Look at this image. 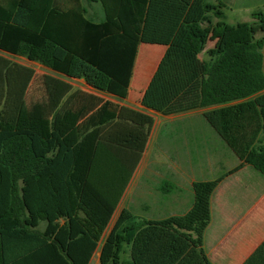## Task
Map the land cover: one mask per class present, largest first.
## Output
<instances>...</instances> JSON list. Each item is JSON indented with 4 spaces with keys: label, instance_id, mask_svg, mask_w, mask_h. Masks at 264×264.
Here are the masks:
<instances>
[{
    "label": "trees",
    "instance_id": "16d2710c",
    "mask_svg": "<svg viewBox=\"0 0 264 264\" xmlns=\"http://www.w3.org/2000/svg\"><path fill=\"white\" fill-rule=\"evenodd\" d=\"M85 1L100 2L104 19L88 17L83 0H0V264H90L100 245V264H213L203 248L212 194L246 164L264 175V9L231 24L213 0ZM140 44L165 48L145 112L12 58L125 100ZM212 106L203 119L239 164L195 180L186 212L139 218L123 208L104 236L147 150V111ZM167 127L162 144L180 142ZM158 189L171 191L166 181ZM242 264H264V240Z\"/></svg>",
    "mask_w": 264,
    "mask_h": 264
},
{
    "label": "crops",
    "instance_id": "0c3cea01",
    "mask_svg": "<svg viewBox=\"0 0 264 264\" xmlns=\"http://www.w3.org/2000/svg\"><path fill=\"white\" fill-rule=\"evenodd\" d=\"M213 2L224 3L223 0H213ZM99 15L101 16V9H99V14L97 16ZM100 16L98 18H100ZM101 20L103 19H100L99 21ZM164 51L165 48L163 46H160L159 51H147V58L141 60V64L138 69V80H143L144 85L140 88V92L136 95V97L133 98L131 96V91L132 82L136 71V63L138 60L137 56L134 65V73L130 82L129 96L125 100H120L109 94L100 93L94 90L91 86H89L83 79H71L61 73L44 67L38 62L29 61L24 57L18 58H24L28 62L39 66L42 69L41 71L33 67L31 64L22 63L34 68L38 76L47 74L56 78L63 79L73 85L75 89L94 93L112 101L120 102L122 105L128 106L132 109L145 112L140 103V98L153 72L155 71ZM40 72L42 73L41 75L39 74ZM35 85L36 87H39L40 83H36ZM35 85L33 86V88L35 87ZM129 98L130 104H127L126 101L129 100ZM216 107L217 106H212L209 107L207 110H211ZM147 113L154 117L155 123L157 117H159L160 120L163 119L164 125H168L170 128L176 130L178 128H182V120L188 117L187 113L189 112L166 116L151 111H147ZM201 119H203V116L201 117ZM185 128L189 130L190 133L196 131L195 136L199 132V130L197 131L196 126L185 125ZM202 129L204 130L201 131H205L209 134V141L213 144V147H211L210 150L213 159L216 162H214L213 166H207L212 167V169L214 170V172L212 173V177L204 178L201 180L215 179L223 173L232 170L239 164L240 161L238 159L237 162L234 163V165L230 167L225 166L224 163H222V159L225 155L222 140L216 135L215 132L205 127L203 122ZM188 136H190V134H188ZM188 141H190L188 142V144H190L191 138H189ZM190 147H188V145L183 146L182 141H169L168 143H165L162 147V152L166 156V159L162 162V168L165 171L164 175L160 177L158 185L160 186L162 181H166L169 184V189L171 190L170 192L160 191V193L166 200L173 196L176 201L183 200L181 197L182 189L177 184V181L175 179L176 172L173 170L205 167L204 164H199L198 158L195 156V152ZM219 170H222L223 172L220 173V175H216L219 173ZM194 181L195 180H192L190 183V205L184 212H186L192 204V183ZM184 212L175 214H182ZM171 215H174V213ZM167 216L169 215H165V217ZM45 225V222H42L40 224V229L43 230L45 228ZM263 240L264 175L254 169L252 166L246 164L239 170L227 175L212 194L211 220L204 232L203 248L208 259L213 264H242L263 242ZM95 253L92 259L94 258Z\"/></svg>",
    "mask_w": 264,
    "mask_h": 264
},
{
    "label": "rangeland",
    "instance_id": "374dc122",
    "mask_svg": "<svg viewBox=\"0 0 264 264\" xmlns=\"http://www.w3.org/2000/svg\"><path fill=\"white\" fill-rule=\"evenodd\" d=\"M225 3V13L227 15L226 21L231 24L238 22H253L252 13L257 10L264 9V0H223ZM84 4L88 10V17L92 18L95 21L104 19V12L100 2H94L88 4L83 0ZM99 9H101V16L99 14ZM263 36L262 32H258L256 37ZM213 46V42L208 43V47ZM162 48V47H161ZM160 46L151 45V44H140L138 50V60L136 63V71L134 79L132 82V97L135 98L136 95L140 92V88L144 85L143 80H138V69L141 64V60L147 58V51H159ZM163 49V48H162ZM262 54L264 56V47L262 49ZM202 57H205V55ZM15 61L20 63L31 64L33 67L41 71L42 69L36 64L28 62L24 58H13ZM264 70V65H263ZM42 74L41 72L39 73ZM127 104H130V98L126 101ZM208 108L198 109L190 111L187 113L188 117L182 120V128L176 130L167 127L163 129V136L174 135L177 139L182 141L183 146L188 145L195 152V156L198 158L199 164H204L205 167H198L192 169H177L173 170L176 172V181L179 187L182 189V199L175 200L174 196L169 199H164L163 195L158 189L159 179L164 175V169L162 168V162L166 159L165 154L162 152V147L165 144H162L159 140V132L161 126L164 125L163 119L157 117L156 123L152 130L150 141L145 152L144 158L139 165L131 185H129L113 219L110 223L108 229L105 232L106 236L112 226L114 225L119 213L123 208L131 209L134 214L139 218H162L165 215H171L175 213L184 212L190 205V183L192 180H199L204 178L212 177L214 170L212 167L214 162L211 150L208 145L209 134L202 129V122L208 128L209 125H206L205 120L201 119L203 112L207 111ZM202 121V122H201ZM185 125L196 126L198 134L195 136L196 131L190 133L189 130L185 128ZM182 129V131H181ZM186 129V130H185ZM206 129V128H205ZM212 130V129H211ZM213 131V130H212ZM189 132V133H188ZM214 132V131H213ZM190 134V136H188ZM189 138H191V143L188 144ZM162 139V138H161ZM164 140V139H163ZM224 148V158L222 163L225 166L230 167L237 162L238 158L233 153V151L222 141ZM221 159V158H220ZM222 170H219L220 175ZM101 246V245H100ZM100 246L97 249L94 258L91 260L90 264H100L99 254Z\"/></svg>",
    "mask_w": 264,
    "mask_h": 264
}]
</instances>
